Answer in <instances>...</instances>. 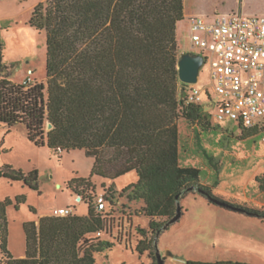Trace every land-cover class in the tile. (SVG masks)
Here are the masks:
<instances>
[{
    "label": "trees",
    "instance_id": "16d2710c",
    "mask_svg": "<svg viewBox=\"0 0 264 264\" xmlns=\"http://www.w3.org/2000/svg\"><path fill=\"white\" fill-rule=\"evenodd\" d=\"M236 1L227 11L212 9L204 15L249 10L250 14H264L262 5L247 11L249 0H240V6ZM195 14L200 13L188 9L187 0H45L35 6L30 22L46 33V81L14 82L6 73L8 66L0 50V124L10 131L23 123L31 141L55 151L84 149L95 159L91 176L111 181L97 192L91 177L71 178L68 187L83 197L87 213L47 214L38 222H25L23 257L14 256L9 248L7 207L12 201H0V264H96V253L111 250L116 242L129 247L136 242L133 247L141 254L151 250L134 226V211L121 209L117 213L121 216L115 217L113 208L124 196L143 202L142 211L157 237L170 228L166 223L190 192L217 202L213 188L218 181L203 184L200 168L181 163V118L204 132L220 125L212 121L203 103L189 101L193 85L182 81L179 74L178 24ZM47 123L53 124L49 130ZM240 127L241 136L260 132ZM132 171L137 173V181L119 191L113 181ZM1 177L24 180L41 192L36 168L26 173L5 165L0 167ZM257 180L264 189V175ZM100 193L111 208L108 212L97 210ZM244 211L264 218V210ZM116 220L120 232L129 228L133 244L120 237L114 236V242L97 235ZM142 231L147 234V229Z\"/></svg>",
    "mask_w": 264,
    "mask_h": 264
},
{
    "label": "rangeland",
    "instance_id": "374dc122",
    "mask_svg": "<svg viewBox=\"0 0 264 264\" xmlns=\"http://www.w3.org/2000/svg\"><path fill=\"white\" fill-rule=\"evenodd\" d=\"M41 1L45 0H0V50L3 63L8 66L6 73L16 83L46 81V33L30 22L35 6ZM236 2L187 0L188 9L200 14L212 9L227 11ZM257 5L264 7V0H249L246 9ZM178 38L181 54L193 51L189 16L178 24ZM210 72L211 63L206 60L197 86L210 84ZM203 97L202 103L212 115L216 113L217 109L209 106L206 92ZM217 97L212 93L213 101ZM48 124L47 130L50 129ZM215 126L216 129L204 132L184 118L179 120L181 163L200 168L203 184L213 185L218 181L213 188L218 202H210L211 199L200 192H190L180 203L185 216L157 237L150 230V218L142 211L143 202L130 201L124 196L119 207L137 214L133 216L134 226L139 227L151 250L141 254L133 247L136 242L130 247L116 242L111 250L96 253V264H158L157 248L164 257L169 254L165 264H188V259L210 261L232 255L264 264V228L247 218L248 212L244 211L245 208L264 210V189L257 180L264 175V131L246 137L241 136L242 129L236 122L227 120ZM8 129L6 124H0V167L10 165L26 173L35 168L39 171L41 192L26 185L24 180L0 178V201H12L7 207L9 248L14 256L23 257L27 249L25 222H38L60 207H73L79 214L87 213L88 205L77 202L75 192L68 187L71 178L91 177L97 192H102L103 185H110L111 181L99 175L91 176L95 159L87 156L84 149L55 151L47 145L39 146L29 139L23 123ZM207 153L214 157L213 161ZM137 179V173L132 171L116 178L113 184L122 191ZM204 213L206 216L202 217ZM242 213L246 217L241 216ZM156 220L163 222L167 218ZM143 228L147 229V234ZM104 238L114 241L110 234Z\"/></svg>",
    "mask_w": 264,
    "mask_h": 264
},
{
    "label": "built area",
    "instance_id": "2783aa9c",
    "mask_svg": "<svg viewBox=\"0 0 264 264\" xmlns=\"http://www.w3.org/2000/svg\"><path fill=\"white\" fill-rule=\"evenodd\" d=\"M189 20L192 50L211 63L210 84L204 87L192 84L189 101L202 103L206 92L209 106L217 109L212 115L214 123L230 120L239 126L264 131V14L242 11L195 14L189 16ZM212 93L218 96L215 101ZM76 200L83 202V197L79 195ZM120 204L121 200L113 208L117 218L121 216L117 213L123 209ZM96 207L103 213L111 210L104 193L98 194ZM74 212L73 207H60L55 211L57 215ZM116 221L108 222V230H100L97 235L110 234L115 242L114 236L133 244L129 228L124 227L120 232Z\"/></svg>",
    "mask_w": 264,
    "mask_h": 264
},
{
    "label": "water",
    "instance_id": "95a60500",
    "mask_svg": "<svg viewBox=\"0 0 264 264\" xmlns=\"http://www.w3.org/2000/svg\"><path fill=\"white\" fill-rule=\"evenodd\" d=\"M205 64V58L200 53L195 51L184 52L181 54L178 62L179 74L182 81L189 84H196L199 81V75L202 66ZM49 128L53 127L52 123L48 124ZM218 202L217 199H214ZM183 215L182 206L178 207L177 214L171 218L165 225V227H169L170 225L177 222ZM157 261L158 264H165V257L160 253L159 249H157Z\"/></svg>",
    "mask_w": 264,
    "mask_h": 264
},
{
    "label": "crops",
    "instance_id": "0c3cea01",
    "mask_svg": "<svg viewBox=\"0 0 264 264\" xmlns=\"http://www.w3.org/2000/svg\"><path fill=\"white\" fill-rule=\"evenodd\" d=\"M205 201V200H204ZM205 203H208L207 201L205 202ZM186 210L184 209V212H185ZM230 213V212H229ZM220 214H224V212H220ZM202 215V217H204V216H206L205 215V213L204 214H201ZM232 215L233 216H235V215H240V214H236V213H232ZM185 216V213H183V215H182V218ZM241 216H245V214L244 213H242L241 214ZM246 216H249V217H247V218H251L252 220H254L256 223V225L258 226V227H260V228H264V218L263 217H259V216H256V215H252L251 213L250 214H246ZM245 216V217H246ZM250 216H252V217H250ZM173 225V224H172ZM171 227V226H170ZM167 231V230H166ZM173 253V252H172ZM173 254H175V252L173 253ZM167 257H169V254L167 255ZM167 257H165V263H166V261L168 260V258ZM189 260V259H188ZM196 260H199V259H196ZM202 261H205V260H202ZM216 261H244V262H248V263H252V264H260V263H262L261 261H259V260H257V262H254L255 260H253L252 258H248V259H245V258H242L241 256H235V255H232V256H227V257H225V258H221V259H215V260H210V261H207V262H216ZM188 264H190L189 262H188Z\"/></svg>",
    "mask_w": 264,
    "mask_h": 264
}]
</instances>
